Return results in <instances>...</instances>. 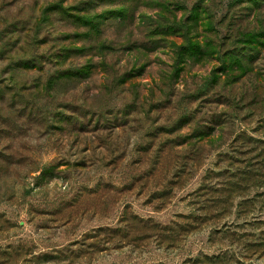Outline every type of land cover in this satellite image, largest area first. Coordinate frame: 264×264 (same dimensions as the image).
Returning a JSON list of instances; mask_svg holds the SVG:
<instances>
[{
    "label": "rangeland",
    "instance_id": "obj_1",
    "mask_svg": "<svg viewBox=\"0 0 264 264\" xmlns=\"http://www.w3.org/2000/svg\"><path fill=\"white\" fill-rule=\"evenodd\" d=\"M0 264H264V0H0Z\"/></svg>",
    "mask_w": 264,
    "mask_h": 264
}]
</instances>
